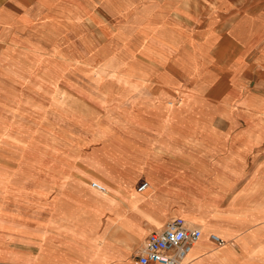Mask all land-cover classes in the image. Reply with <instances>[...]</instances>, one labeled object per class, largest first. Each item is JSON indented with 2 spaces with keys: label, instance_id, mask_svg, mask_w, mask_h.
I'll return each mask as SVG.
<instances>
[{
  "label": "crops",
  "instance_id": "crops-1",
  "mask_svg": "<svg viewBox=\"0 0 264 264\" xmlns=\"http://www.w3.org/2000/svg\"><path fill=\"white\" fill-rule=\"evenodd\" d=\"M88 2L100 7L89 20L109 23L99 33L105 40L92 38L84 49H70L72 60L65 56L66 61L79 69L95 67L100 77L107 70L108 84L137 80L142 87L129 88L127 96L140 107L110 110L111 116L128 118L115 138L106 130L107 104L98 103L96 85L99 96H74L94 104L98 125L91 126L94 119L83 124L99 134L82 141L74 155L40 163H65L66 170L53 175L40 169L44 188L34 204L25 199L35 186L31 162L24 173H0V264H111L105 257L112 252L134 261L142 243L131 257L129 243L181 216L174 213L196 212L206 216L184 217L202 230L185 264H264V124L256 123L260 113L254 106L255 96L264 99V0ZM86 5L85 0H0V32L33 31L56 44ZM97 54L103 57L96 59ZM121 55L126 64L118 62ZM117 76L121 83L112 81ZM58 79L64 92L61 73ZM177 96L181 108L160 105ZM225 96L231 101L248 96L252 108L220 109L212 103ZM94 145L120 150L104 163L106 174L89 157ZM98 181L108 188L105 196ZM84 182L103 189L83 188ZM142 182L148 186L139 191ZM117 212L129 213V222L115 221ZM210 234L224 242L216 244Z\"/></svg>",
  "mask_w": 264,
  "mask_h": 264
},
{
  "label": "rangeland",
  "instance_id": "rangeland-1",
  "mask_svg": "<svg viewBox=\"0 0 264 264\" xmlns=\"http://www.w3.org/2000/svg\"><path fill=\"white\" fill-rule=\"evenodd\" d=\"M85 1L87 10L80 15V18L69 20L67 35L56 44L48 43V45L47 42L40 40L33 31L24 32L22 29H17L13 35L0 32V173H24L26 165L31 162L32 180L34 179L32 183L35 186L30 190L29 198L25 199L30 200L32 204L42 196L40 188H44L39 180L40 176H43L40 169L46 168L48 174L53 175L63 168L66 170L65 163H61L57 167L51 165L42 167L40 163L57 160L66 155H74L75 152L78 153L77 147L81 145L82 141H89L92 136L99 134V129L95 131L89 129L90 133L86 129L87 125L83 124L89 119H94L91 126L98 125L99 117L96 116L94 104H92V108L84 101L74 100V96L93 98L99 96L98 93L101 95L98 103L101 107L105 104L108 107L102 108L104 111L106 109L103 119L107 128L105 129L108 132L112 131L115 138L123 134L116 132L122 130V125L126 124L123 121L128 118L111 116L110 110L140 107L132 96H127L129 88L142 87L137 80H132L131 83L125 81L126 83L118 86L108 84L109 80H106V83L105 77H110L104 76L107 70L102 69L100 77L99 70L95 67L79 69L71 62L66 61V57L72 60V54L68 52L70 49H84L86 43L92 38L103 43L105 39L99 33L109 29L107 21L93 22L89 20V17L98 10L99 4L96 3L94 4L96 7H93L88 0ZM102 57V54L96 55V59ZM115 62L117 61L113 60L112 63ZM118 62L126 64L123 55L119 56ZM118 62L116 65H119ZM137 63L141 67L146 66L145 60H137ZM118 69L120 70V68ZM60 73L63 76V81L67 83L64 92L59 87ZM120 78V76L112 77V81L121 83ZM95 85L98 93L95 90ZM147 86L150 87L149 84ZM245 97L233 96L231 101V96H225V98L212 101V103L220 109L234 108L244 111L252 108L247 103L249 99L251 101V98ZM261 97L255 96V105L250 103L260 113L256 120L257 124H264V114L261 111L264 108V99ZM192 98L199 99L198 96H192ZM180 101L181 98L177 96L174 101L167 100L160 105L165 108H178L180 106L175 102L179 104ZM230 101L233 107L230 106ZM148 104H152V102ZM184 104L187 105V103ZM196 107L213 108V105ZM83 108L85 110H82ZM86 112L92 113V115L88 116ZM113 135L112 137H114ZM119 152V149H113L108 145H94L89 157H91L92 163L103 174H106L107 166L104 163L108 161V158L119 157ZM76 166L78 167V165ZM117 168H119L118 165ZM98 182L105 188L99 193L105 196L108 193V188L104 182ZM82 184L81 182V186ZM85 185L90 190H94L91 183L84 182L83 188ZM83 188L80 190H87ZM102 199V197L99 198V200ZM186 205L192 208L190 204ZM102 214L104 213L96 215L95 228L97 230L103 224L100 221ZM178 214L185 218L203 219L202 217L206 216L205 212L199 214L197 212L174 213V215ZM78 215L79 213L76 214V217ZM112 215L117 222H120L121 219H127L128 222L130 220L129 213L117 212ZM75 230L79 231V229ZM142 242L143 238L128 244L130 257L135 247ZM105 259H112L111 264H135L131 259L123 260L120 255H114V252L110 257L106 256Z\"/></svg>",
  "mask_w": 264,
  "mask_h": 264
},
{
  "label": "built area",
  "instance_id": "built-area-1",
  "mask_svg": "<svg viewBox=\"0 0 264 264\" xmlns=\"http://www.w3.org/2000/svg\"><path fill=\"white\" fill-rule=\"evenodd\" d=\"M92 186L103 189L96 182ZM148 182H142L138 190L147 188ZM202 230L200 227L189 223L181 216H173L166 220L164 225L155 231H151L143 240L141 246L134 255L135 264H185V259L200 239ZM210 239L216 244L224 241L216 234H210Z\"/></svg>",
  "mask_w": 264,
  "mask_h": 264
},
{
  "label": "bare ground",
  "instance_id": "bare-ground-1",
  "mask_svg": "<svg viewBox=\"0 0 264 264\" xmlns=\"http://www.w3.org/2000/svg\"><path fill=\"white\" fill-rule=\"evenodd\" d=\"M117 157V156H116ZM118 159V158H117ZM119 160V159H118ZM2 192V191H1ZM182 217V216H181ZM184 218V217H183ZM185 219V218H184ZM24 222V221H23ZM2 223V222H1ZM9 225V224H8ZM14 227V226H13ZM2 228V227H1ZM3 229V228H2ZM19 229V228H18ZM15 230V229H14ZM8 231V230H7ZM83 232V230H79V232ZM9 234V233H8ZM11 234V233H10ZM202 235V234H201ZM3 240V239H2ZM6 240V239H5ZM194 246V245H193ZM199 246V245H198ZM192 251V248L190 249L189 253ZM188 253V255H189ZM118 260V259H117ZM120 262V261H119ZM116 264V263H115Z\"/></svg>",
  "mask_w": 264,
  "mask_h": 264
}]
</instances>
